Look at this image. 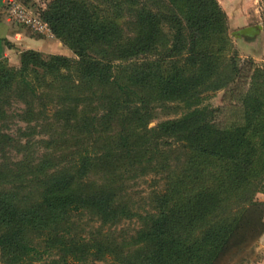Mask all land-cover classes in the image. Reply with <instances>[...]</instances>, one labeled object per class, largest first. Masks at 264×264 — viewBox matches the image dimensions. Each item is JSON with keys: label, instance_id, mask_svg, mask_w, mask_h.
I'll list each match as a JSON object with an SVG mask.
<instances>
[{"label": "trees", "instance_id": "16d2710c", "mask_svg": "<svg viewBox=\"0 0 264 264\" xmlns=\"http://www.w3.org/2000/svg\"><path fill=\"white\" fill-rule=\"evenodd\" d=\"M35 14L76 57L26 49L18 66L0 59V152L22 154L0 163V264L53 251L48 264H241L264 233L255 198L264 191V64L225 53L219 2L49 0ZM230 85L241 114L223 123L213 118L219 108L199 104ZM157 101L187 111L148 127ZM51 116L80 134L66 163L34 156L31 135ZM14 121L26 122L18 137L4 131ZM147 172L165 184L140 214L124 198L125 180ZM83 210L102 225L137 216L140 226L82 238L70 218Z\"/></svg>", "mask_w": 264, "mask_h": 264}, {"label": "rangeland", "instance_id": "374dc122", "mask_svg": "<svg viewBox=\"0 0 264 264\" xmlns=\"http://www.w3.org/2000/svg\"><path fill=\"white\" fill-rule=\"evenodd\" d=\"M10 1V0H9ZM21 3L22 5L29 8L34 14L37 7L45 8L49 0H14ZM29 2L30 6L24 4ZM8 3V2H7ZM251 6L245 9L242 14L245 18L237 21L230 19V16L227 14V36L230 40V44L225 50V53L229 55L236 53L238 60H247L253 62V64H264V27L262 20V10L264 5V0H251ZM241 4V3H240ZM244 3H242L243 5ZM226 13V12H225ZM229 15H232L231 11H228ZM242 16V17H243ZM259 22H261L259 24ZM258 23V24H257ZM256 27L257 25L262 26V31L259 34L254 36L242 35L240 30L245 27ZM49 27V25H48ZM50 29V28H49ZM36 34V33H35ZM40 37L48 38L54 40L55 43L48 52H41L43 55L50 54H59L65 55L69 58L74 59L76 56L65 45L59 38L55 37L50 30V33L46 34H36ZM40 52V51H39ZM154 57V56H153ZM19 64V62H18ZM18 64H13L7 61V66L15 67ZM233 85L226 87V90H218L213 92H207L201 94L202 100L200 101L201 107L207 108H219L214 112L213 118L216 121L223 123H230L234 118H240L241 111L239 110V102L236 101L235 104L232 95L229 91L230 88H233ZM238 102V103H237ZM100 102L96 99L91 100V111H95L99 114L102 112V106ZM238 104V105H237ZM82 107V104H79ZM20 104H14L13 109H18ZM152 113L153 118L148 122V127H152L155 124L181 116L187 111L183 107V103H177L175 101H165V104H161V101L153 102ZM90 109V107L88 108ZM94 112V113H95ZM92 113V112H91ZM49 125H46L49 128L37 127L35 133L31 135V140L35 141L36 145L33 149L36 151L34 156L36 159L45 155H51L53 158L50 161H61L66 163L64 159H69L72 154L76 153L77 150L82 148L81 143L79 144L78 140L80 139V134H76L75 130H71L69 127L64 126V121L62 118L56 120V117H50L48 120ZM41 121H39L40 123ZM30 124H35V121H32ZM40 126V124H38ZM26 126L24 121H14L8 129L4 131L12 134L13 136H19L17 132L18 128L22 129ZM68 133V134H65ZM22 141H25V138H21ZM62 139H66V143H63ZM165 144L164 142H162ZM170 145L169 143L166 144ZM88 150L91 149L90 144L87 146ZM169 147V146H167ZM69 152H72L68 154ZM22 154L17 152L14 148H7L5 150L4 156L0 152V163H5L10 166L11 162H16L21 160ZM39 160V159H38ZM165 179L162 178V174L147 172L144 175H139L136 178H130L125 180V196L127 203L132 208L133 211L144 214L146 211H150L153 206L152 200L154 193L162 190L164 188ZM255 198L264 203V191L256 193ZM264 209V206H263ZM70 221L72 222V234L81 236L82 238H88L93 235L94 232L108 233L120 236L124 233L131 234L135 229L140 226L139 217L134 216L131 219H125L118 222L116 225L106 226L102 225L96 218L90 214L88 211H75L72 212ZM58 255L53 251L50 255L43 254V257L40 260L32 261L29 264H48L54 258L56 259ZM245 259L241 264H263L264 262V233L252 244L250 250L244 257ZM85 264H110L108 261H95L92 262L90 258H87Z\"/></svg>", "mask_w": 264, "mask_h": 264}, {"label": "crops", "instance_id": "0c3cea01", "mask_svg": "<svg viewBox=\"0 0 264 264\" xmlns=\"http://www.w3.org/2000/svg\"><path fill=\"white\" fill-rule=\"evenodd\" d=\"M217 1L233 21L235 19L237 21L244 19L245 17L242 14L245 9L251 6V4L253 5L251 0ZM7 2L9 0H0V59H7L13 64H18L20 53L26 49L48 52L53 46L51 44L55 43L54 40L40 37L33 33L27 26L12 22L6 14ZM242 3L244 4L242 5ZM228 11H231L232 15H229ZM249 26L251 27L253 25Z\"/></svg>", "mask_w": 264, "mask_h": 264}, {"label": "built area", "instance_id": "2783aa9c", "mask_svg": "<svg viewBox=\"0 0 264 264\" xmlns=\"http://www.w3.org/2000/svg\"><path fill=\"white\" fill-rule=\"evenodd\" d=\"M6 14L12 22L27 26L33 33H50L48 24L19 2L10 0L6 5Z\"/></svg>", "mask_w": 264, "mask_h": 264}, {"label": "water", "instance_id": "95a60500", "mask_svg": "<svg viewBox=\"0 0 264 264\" xmlns=\"http://www.w3.org/2000/svg\"><path fill=\"white\" fill-rule=\"evenodd\" d=\"M261 31H262V26L257 25L256 27H245L240 30V33L242 35L254 36L255 34H259Z\"/></svg>", "mask_w": 264, "mask_h": 264}]
</instances>
